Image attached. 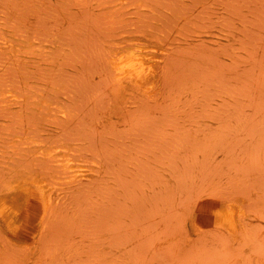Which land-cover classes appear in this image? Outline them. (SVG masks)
<instances>
[{"label": "rangeland", "instance_id": "rangeland-1", "mask_svg": "<svg viewBox=\"0 0 264 264\" xmlns=\"http://www.w3.org/2000/svg\"><path fill=\"white\" fill-rule=\"evenodd\" d=\"M0 34L29 39L21 55L0 50V89L32 101L0 104V187L13 145L33 139L19 125L51 107L72 120L39 126L93 151L75 167L98 153L110 170L43 234L14 242L0 222V264H264V0H0ZM115 36L154 53L152 85L170 83L156 103L134 106L116 91L106 46ZM56 170L55 187L71 181ZM227 202L237 229L213 221Z\"/></svg>", "mask_w": 264, "mask_h": 264}, {"label": "bare ground", "instance_id": "bare-ground-1", "mask_svg": "<svg viewBox=\"0 0 264 264\" xmlns=\"http://www.w3.org/2000/svg\"><path fill=\"white\" fill-rule=\"evenodd\" d=\"M32 31L33 33H31L35 35V31ZM114 34L116 35L117 33ZM120 34L122 33L120 32ZM111 38L112 37H110V39ZM121 38L122 37L115 36L111 40L109 39V44L106 43L108 49L107 66L112 73V82L116 86V91L121 94V96L123 95L125 99L129 97L132 98V100L134 99V102L132 103L134 106L137 103H145L153 100H155L154 103H156L161 95L166 93L163 92L165 89L162 88L164 84H166V86H170V83L168 81V83H166L165 81V83L162 84V81L164 80L161 79L155 86L152 85L150 76L153 70H155L156 63L154 53L148 51L145 45H135V47L123 48L118 45L120 44L119 39ZM28 40L22 39L21 37L19 41H14L7 36H0V50L5 49V52L9 50L8 53L12 50L18 53V55H21L19 53L24 52L25 45ZM1 52V55L6 54H2ZM6 68L5 70H7ZM8 70L11 71L10 68ZM9 75L10 72L8 75L4 74V77ZM157 76H159L158 72ZM1 77H3V75H1ZM1 80L0 83L3 80L5 82L6 79ZM9 82H12V80ZM8 84L9 83L7 82L4 86L7 87ZM11 86L12 85H10V87ZM170 88L171 87H168L167 90H170ZM8 89H6L7 92H12ZM0 90L2 91L3 89ZM5 92L6 91L3 90L2 93H0V104L4 105V107H0L3 109L5 107L6 110L7 108L10 110L22 108V106H25L26 104L28 105L29 102H32H28L29 98L27 99L26 97V95L28 96L30 93L25 95V92L23 94L19 92V94L15 91L16 93L12 92L11 94L6 95ZM179 98L182 99L181 96ZM32 105L30 104V106ZM35 107L33 106L32 109ZM51 108L46 113L43 111L44 113H38V115L34 114V116H29L25 122L22 121V124L19 125L20 129L21 127L23 131V128L28 129L29 134H32L31 139L32 137L33 139L28 142H21L20 140L16 142L13 145L16 149L14 160L12 162H8L7 165L2 167L5 172L8 171L12 174L7 177L6 181L0 187V222H2L4 228L11 233V238L14 242H19L24 237L29 236V233L33 228L36 230L41 229L40 232L43 234L44 230L46 231L47 226L55 220L58 208L67 204L76 190L83 188L84 186L82 185L86 183L89 184L98 180L96 178L99 177L102 172L104 173L109 170H106L108 164L105 169V164L103 163L104 159L101 161V157L99 158L98 153H95L96 158L94 155L91 156L92 158L90 157L91 163H89L90 161H87L89 164H87L85 169H82V171L81 168L77 169L75 167V158H80L81 156L85 157L86 155L83 151L87 153V147H85L87 151L83 150L84 145L82 147L81 139L77 137L78 134L76 133L72 135L77 138L70 137V133L69 135H66L68 133L65 134L64 130H62L65 134L62 136V132L61 134H56L54 130L47 128L45 125L39 126V119H46V121L51 124L56 123L55 125L57 127H59L58 125L60 123L64 124L67 122L65 118H69L70 112L63 110L55 113L54 108ZM19 110L21 111L22 109ZM16 111L14 110V113H12L15 114ZM5 112L6 111L4 110V113ZM38 112H41V110ZM17 113L18 112H16V114ZM3 116H5V114ZM55 116L56 118H54ZM69 120L71 121L72 119L69 118ZM60 127L62 128V125H60ZM9 128H11V126ZM64 129H66L65 126ZM88 152L93 151L89 150ZM94 152L96 151L94 150ZM79 163L77 165H79ZM27 167H29L30 170H25ZM54 169H57L56 172H63L65 174L71 172V181H67L68 183L65 182V185L61 183V187H55V184L51 181L54 175L49 173V171ZM109 172L110 170L107 173L108 175ZM99 180L101 181V179ZM227 204L229 203L220 204L219 207L212 211L213 221L215 224L220 226L237 229V204L231 202L232 206L230 208L227 207ZM41 245V242L35 244L31 252H38Z\"/></svg>", "mask_w": 264, "mask_h": 264}]
</instances>
